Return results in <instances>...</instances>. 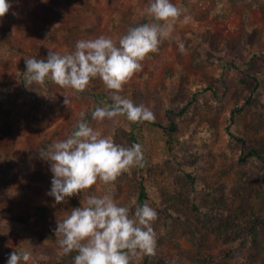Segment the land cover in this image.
<instances>
[{
  "label": "rangeland",
  "instance_id": "rangeland-1",
  "mask_svg": "<svg viewBox=\"0 0 264 264\" xmlns=\"http://www.w3.org/2000/svg\"><path fill=\"white\" fill-rule=\"evenodd\" d=\"M8 2L15 5L14 13L11 15L8 11L0 17L1 23L6 21L3 18L10 19L9 25L0 26V32L6 33L3 48H0V92L3 94L0 102V255L5 256L6 261L0 257V264H7L12 251H28L31 256L27 264L59 261L63 256L59 238L53 241L49 234L55 233L59 217L63 219L72 208L80 207L82 198L89 195L108 194L118 204L134 209L140 205L139 182L143 181L149 194L146 202L157 212V204L165 199L160 191L151 189L152 184L161 182L171 186L174 178L181 183L175 184L185 190L182 177L177 175L179 169L181 173L197 169L201 184L225 179L230 186L243 166L238 159L248 152L247 147L231 135V130L264 139V115H261L264 113V81L246 107L247 112L237 119L230 116L239 98L233 70L244 68L243 58L255 46L263 45V8L259 4L240 2L236 8L231 3L233 0H171L181 10L180 18L171 24V36L160 43L156 52L146 56L141 70L123 86L121 96L135 105H144L153 113L154 120L162 122H167L170 110H179L192 102L188 113L178 119L176 140L181 150L173 159L162 130L144 120L133 123L123 116L93 120L91 113L95 108L112 105L103 95L98 99L81 98L74 90L62 89L51 81H46L43 87L28 86L24 77L25 57L46 59L49 48L66 54L74 51L78 40L101 35L118 41L129 28L152 22L147 15L151 0H76L73 4L66 0ZM225 11L227 15L221 16ZM203 31L214 36V45L224 47L230 43L231 46L218 52L213 43L197 39L196 34ZM242 31L245 37L237 39ZM180 44L184 46L183 51ZM194 61H199L198 66H193ZM95 81L99 92L112 97L101 80ZM204 83L216 88L217 95L213 96L210 90L197 91V85ZM64 95L69 97V105H65ZM81 120L126 147L132 145L130 134L133 132L142 146L144 158L149 163H161L165 172L132 167L113 183L98 181L83 193L55 203L54 197L48 195L53 178L51 162L40 157L39 149L67 138ZM258 149L264 152V145ZM20 154H24L20 161L24 159L27 166L17 172L14 167L18 160L14 159ZM8 156L11 158L7 162ZM226 161L231 164V170L221 176L219 170ZM258 164L257 158L248 162L252 173L246 180L249 188L243 195L236 196L225 187L226 198L233 209H239L236 207L243 199L253 203L258 199L255 187L263 177ZM203 201L207 205L212 203L209 196ZM173 208L180 211V218L164 223L157 212L152 227L160 249L174 252L181 264H199L192 259L196 251L202 249L216 254L225 248L231 250L228 257L231 264H240L248 253L252 240L247 232L241 233L235 242H225L223 236L217 237L218 231L200 227V218L191 214L181 199H174ZM19 217L26 218V222ZM187 224L205 232L204 245H194L188 238L184 230ZM41 232L47 234L41 236ZM263 237L264 232H261L260 238ZM243 239V245H235ZM143 257L134 259L131 264H142Z\"/></svg>",
  "mask_w": 264,
  "mask_h": 264
},
{
  "label": "clouds",
  "instance_id": "clouds-1",
  "mask_svg": "<svg viewBox=\"0 0 264 264\" xmlns=\"http://www.w3.org/2000/svg\"><path fill=\"white\" fill-rule=\"evenodd\" d=\"M46 2V0H44ZM8 0H0V17L9 11ZM147 15L152 22L128 29L118 41L101 35L78 40L74 51L61 54L48 50L46 59L25 57L26 85L43 87L51 81L62 89L83 92L93 79L103 82L112 92L113 104L92 111L93 120H112L123 116L130 122L151 121L153 113L144 105L120 95L123 86L142 68L149 53L171 36V24L181 16V10L171 0H151ZM188 18H184L187 23ZM184 50L183 44L179 45ZM64 103L69 105L67 95ZM40 157L50 161L53 173L48 195L59 204L79 195L98 181L110 184L132 167L144 166V154L139 143L117 144L103 136L87 121L81 120L67 138L39 149ZM135 204V201L133 202ZM157 212L149 203L133 208L118 204L111 195H89L81 206L56 221L55 235L63 254L77 253L74 264H131L142 255H153L156 233L152 227ZM28 251H12L7 264H24L30 260Z\"/></svg>",
  "mask_w": 264,
  "mask_h": 264
},
{
  "label": "trees",
  "instance_id": "trees-1",
  "mask_svg": "<svg viewBox=\"0 0 264 264\" xmlns=\"http://www.w3.org/2000/svg\"><path fill=\"white\" fill-rule=\"evenodd\" d=\"M69 4H73L76 0H66ZM257 3L263 8L262 18L264 19V0H233V7L238 8L239 3ZM235 4V6H234ZM227 11L223 12L221 16L227 15ZM143 24V23H142ZM140 25V24H139ZM6 28V27H5ZM208 29H206L207 31ZM203 31L200 34H196V37L201 42H210L213 43V47L220 52L226 47L231 46L230 43H226V46H216L214 45L215 38L213 35H207V32ZM5 32H0V48H3ZM245 37L244 32L242 31L237 37L241 39ZM263 45L261 47H254L250 53H248L243 58L244 68L235 67L233 70L234 79L238 83L239 88V98L235 102V106L230 111L231 118H238L239 115L246 113V107L251 104L253 101L255 93L260 89L264 81V34L261 38ZM194 67L198 66L199 61H194ZM252 66V67H251ZM96 79H93L85 91L76 92L78 96L86 97L93 96L95 99L104 96L110 104H113L111 96L102 94L97 90L98 84ZM225 82V80L223 79ZM217 95L216 88L208 83L197 85V91H208ZM3 94L0 92V102ZM192 102L184 104L179 110H170L167 122H162L160 120H151L144 121L152 126L160 128L162 130L163 136L166 140V145L168 147L169 154L173 159L177 158L181 148L179 142L176 140V133L179 129L178 119L183 117L188 113L189 108ZM263 113V112H262ZM262 116L264 115L261 114ZM231 135H234L237 142H241L247 147L248 152H244L242 157L238 159L240 164H243L242 168L238 170L239 176L235 177L230 186L227 184V180L220 179L218 181L214 180L213 182H207L206 184H201L199 181V171L197 169L187 170L183 173L181 169L178 170V174L183 179L185 183V190H182V187L176 185L179 183L176 179H172L171 186L165 185L161 182H154L151 186V189L154 188L157 191H160L164 195L165 201L161 204H157V212L161 219V222L172 223L175 219L180 218V211L175 210L174 199H181L184 204L187 205L189 211L194 216L200 218L201 225L200 227H205L206 230L218 231L217 237L223 236L225 242H235L241 233L247 232L251 237L252 243H250L248 253L243 257V260L240 264H264V237L260 238L261 232H264V152L259 151V147H263L264 139L262 136H253L248 134H240L236 132L233 128L231 130ZM10 133V131H6ZM132 144L137 143V139L133 132H131ZM257 135V134H255ZM259 145L258 147H256ZM259 159L258 167L260 168V173H262V180H259L260 185L255 187L256 194L258 198L255 203L249 199H243L239 206L233 209L231 202L226 198L225 187H229L232 193L236 196L243 195L249 188L248 183L246 182L248 176L252 173V168L248 166V162L251 159ZM230 161V160H229ZM229 161L223 163L221 169L219 170V175L224 176L231 170V164ZM140 169H145L152 172L164 173L165 168H163L161 163H149L144 158V166ZM160 169V171H159ZM249 171H251L249 173ZM181 184V183H179ZM183 185V184H182ZM172 191L169 195V192ZM187 192V193H186ZM207 196L211 197V204H205L204 199ZM139 202L140 205L145 203L149 199V194L147 187L143 181L139 182ZM20 220L26 222V218L19 217ZM184 230L188 235V238L193 242L194 245L202 246L206 243V234L200 229L198 230L195 225L187 224L184 226ZM170 232V228L167 230ZM47 233L41 232V236L46 235ZM246 234V235H247ZM50 238L53 241H56L58 237L55 233L49 234ZM241 243H236V246L243 245L245 239L240 241ZM234 251V249H232ZM232 254L231 250L223 249L220 253H213L207 250H197L194 254L193 261L198 262L199 264H231L228 257ZM77 255L75 251L69 254H63L62 258L57 262H49L48 264H74V257ZM259 256L263 259L259 260ZM192 261V262H193ZM181 264V261L176 258L174 252L163 251L160 249V242L156 240L155 252L153 255H144L142 264Z\"/></svg>",
  "mask_w": 264,
  "mask_h": 264
},
{
  "label": "crops",
  "instance_id": "crops-1",
  "mask_svg": "<svg viewBox=\"0 0 264 264\" xmlns=\"http://www.w3.org/2000/svg\"><path fill=\"white\" fill-rule=\"evenodd\" d=\"M13 7H15L14 4H13V6L10 5V8H9V12L11 13V15L14 13V8ZM24 14L25 13H23L22 15H24ZM22 15H20V16H22ZM3 19H5L6 21H4L2 23L0 22V26L1 25H9L8 23H9L10 19H8V18H3ZM22 156H24V154H20V156H18L16 159H14V160H18L16 166L14 167V170L17 171V172H21L27 166L26 161L24 159H22V162L20 161V159L23 158ZM9 158H11V157H9V156L7 157V162L9 161ZM0 253L2 254V252H0ZM0 257H1V260L5 259V261H6L5 256L0 255Z\"/></svg>",
  "mask_w": 264,
  "mask_h": 264
}]
</instances>
